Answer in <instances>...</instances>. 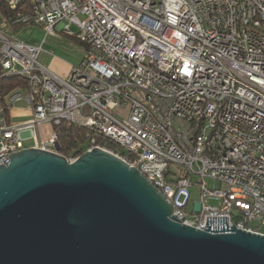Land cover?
Instances as JSON below:
<instances>
[{"label":"built area","instance_id":"obj_1","mask_svg":"<svg viewBox=\"0 0 264 264\" xmlns=\"http://www.w3.org/2000/svg\"><path fill=\"white\" fill-rule=\"evenodd\" d=\"M0 1L15 13L0 11V78L31 76L18 97L0 95V166L34 146L56 152L55 128L67 122L86 130V151L126 156L183 225L264 236V0H205L201 8L192 0ZM35 26L53 36L61 26L85 45L68 76L39 62L42 45L16 37V27ZM3 103L24 104L31 119L6 128ZM47 124L42 139L37 129ZM214 156L238 160L241 176L228 178ZM255 220L260 227L250 226Z\"/></svg>","mask_w":264,"mask_h":264},{"label":"water","instance_id":"obj_2","mask_svg":"<svg viewBox=\"0 0 264 264\" xmlns=\"http://www.w3.org/2000/svg\"><path fill=\"white\" fill-rule=\"evenodd\" d=\"M0 264H264V236L183 225L110 152L30 148L0 166Z\"/></svg>","mask_w":264,"mask_h":264},{"label":"rangeland","instance_id":"obj_3","mask_svg":"<svg viewBox=\"0 0 264 264\" xmlns=\"http://www.w3.org/2000/svg\"><path fill=\"white\" fill-rule=\"evenodd\" d=\"M60 29L61 26L56 29L57 36H53L47 35V31L43 27L35 26L32 27V29H27L22 36L27 42H33L37 43L38 45H42L43 52L40 55L39 62L46 68H48L53 63L79 65L86 54L85 45L78 41L77 37L66 36L60 31ZM71 30L76 34L79 32L78 28L75 26H72ZM51 55H54L53 57L61 60L62 63L61 61L54 59ZM12 119L13 123L20 122L19 119H16L15 117ZM52 129L53 128L50 124L38 127L37 130L39 137L46 139L50 135ZM27 145L30 146L31 144ZM194 181L197 182L198 178L194 177ZM207 186L209 190H213L214 181L207 180ZM191 193L196 202H200V189L198 187H194L191 189ZM206 202L208 205H219L218 200H207ZM250 226L253 228L260 227V222L257 220L252 221ZM261 232L264 233V227L261 228Z\"/></svg>","mask_w":264,"mask_h":264},{"label":"trees","instance_id":"obj_4","mask_svg":"<svg viewBox=\"0 0 264 264\" xmlns=\"http://www.w3.org/2000/svg\"><path fill=\"white\" fill-rule=\"evenodd\" d=\"M0 11L6 17H12L15 13L10 12L7 6L0 1ZM20 12H22V7H20ZM21 29L19 27L15 28ZM27 81L19 77H7L0 78V95L5 99L9 97L13 92L19 88H26ZM5 118L9 122L11 109L5 103H3ZM58 134L59 140V152L61 155L68 159H76L80 157L86 151V130L75 125L63 122L59 127L55 128ZM112 151V149H108Z\"/></svg>","mask_w":264,"mask_h":264},{"label":"bare ground","instance_id":"obj_5","mask_svg":"<svg viewBox=\"0 0 264 264\" xmlns=\"http://www.w3.org/2000/svg\"><path fill=\"white\" fill-rule=\"evenodd\" d=\"M192 6L194 8L205 7V0H192ZM20 7H22V12L20 13H27V6ZM102 61H111V54H102ZM8 77H19V74H10V76ZM21 78L25 79L27 83L31 85V76H29V74H22ZM239 88H248V81H239ZM16 97H18V90L13 92L9 97H7V99H13ZM13 125L14 124H11L6 120V128H13ZM35 149H41L46 151V148L44 146H40L39 148ZM99 149L112 153V151L108 150L110 148ZM119 158L124 160L130 166V160L127 159L126 156H119ZM214 164L218 165V167H222V171L228 178H237L241 176V168L240 164H238V160H228L226 162V158H222L221 156H214ZM168 202L170 203V201Z\"/></svg>","mask_w":264,"mask_h":264},{"label":"crops","instance_id":"obj_6","mask_svg":"<svg viewBox=\"0 0 264 264\" xmlns=\"http://www.w3.org/2000/svg\"><path fill=\"white\" fill-rule=\"evenodd\" d=\"M27 29H32V27H26V28H21V29H15V35L16 37L27 43V44H30V45H34V46H41V45H38L37 43H33V42H27L24 37H22L24 35V32H26ZM52 57L54 55H51ZM54 59L58 60V61H61L59 59H57L56 57H53ZM62 63V61H61ZM64 65V66H63ZM75 66V65H66L65 63H62V64H58V63H53L51 64L48 69H50L52 72H54L55 74L59 75V76H62V77H66L68 76L71 68ZM16 118V119H19L20 122L18 123H24V122H27L28 120L31 119L32 117V114H31V111H29L24 104H19L17 107L15 108H12L11 109V114H10V120H9V123L11 124H14L12 122V118ZM40 146H36L35 148H39Z\"/></svg>","mask_w":264,"mask_h":264}]
</instances>
